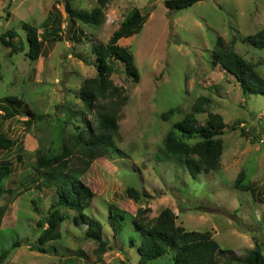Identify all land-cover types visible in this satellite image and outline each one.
<instances>
[{
    "label": "rangeland",
    "instance_id": "1",
    "mask_svg": "<svg viewBox=\"0 0 264 264\" xmlns=\"http://www.w3.org/2000/svg\"><path fill=\"white\" fill-rule=\"evenodd\" d=\"M95 4L71 0L84 10ZM132 8L147 18L140 32L118 43L133 54L138 80L127 76L119 60H110L111 82L123 88L125 97L113 137L121 154L109 152L85 167L77 146L67 164L94 193L85 213L101 223L110 247L99 260L98 242L84 237L86 225H75L71 217L76 212L61 208L70 217L57 226L58 237L40 244L46 252L38 251L39 224L46 222L57 197L53 183L42 184L37 157L59 153L86 122L96 124L94 112L78 96L83 80L96 73L91 45L105 43ZM23 22L33 25L41 39L35 61L26 55ZM261 28L264 0H202L176 11L164 0H108L99 25L70 21L64 0H0V107L13 106L8 97L23 102L17 115L0 116V134L15 141L8 150L0 147V164L8 161L12 170L3 181L9 192L0 198V253L10 251L4 264H139L140 233L132 215L145 208L152 218L163 207L177 214L176 224L209 231L221 249L242 256L257 241L264 253V94L244 91L233 74L212 60L221 37L224 48L240 54L264 78V48L245 40ZM7 31L14 33V51L2 44ZM200 96L209 100L206 111L195 114L198 123L210 111L219 113L225 127L219 167L192 178L180 158L166 155L162 141ZM27 109L42 117H29ZM169 109L174 111L163 118ZM239 172L252 189L233 187ZM128 187L149 196L135 201ZM109 207L126 212L113 219L115 229L107 220ZM15 242L19 248L12 247ZM171 257L168 252L146 264H172Z\"/></svg>",
    "mask_w": 264,
    "mask_h": 264
},
{
    "label": "trees",
    "instance_id": "2",
    "mask_svg": "<svg viewBox=\"0 0 264 264\" xmlns=\"http://www.w3.org/2000/svg\"><path fill=\"white\" fill-rule=\"evenodd\" d=\"M96 4L91 10H84L71 5V0H64V9L70 19L74 22L78 20L84 24L99 25L104 19V8L108 0H95ZM202 0H164V5L170 10H181L191 4ZM147 18V14H142L138 8L132 10L124 17L119 27L115 29L105 43H93L91 45L92 53L96 56V73L92 77L83 80L78 90V96L83 102L84 107L94 112L96 124L92 126L86 122V127L76 130L63 143L59 153L48 156L38 155L36 160L37 168L41 169L43 174L42 184L53 183L55 186L56 201L50 204L45 223H40L41 231L37 241L38 251L46 252L40 246L59 236L56 231L59 223L70 217L67 211L60 210L67 208L74 210L76 214L71 217L75 225L84 224L86 230L84 237L98 242L95 254L100 260L102 253L106 252L107 241L102 238L101 223L98 219L85 213L94 197V193L88 185L80 179V172L77 169H70L68 161L71 158L72 147H81L86 160L83 162L87 167L93 159L99 156H105L109 152L121 154L115 148L114 138L118 131V110L125 97L122 96L123 88L114 86L111 82V74L114 67L110 60H119L125 67L127 76L138 80V71L134 64V57L130 50L119 45L121 38H128L141 31L142 25ZM26 31V40L28 51L26 55L31 61L38 59L41 53V39L38 36L37 29L23 22ZM14 33L7 31L1 35L2 44L9 47L11 51L16 50L12 41ZM245 40L255 48H264V28L247 35ZM213 63H216L223 70L234 75L239 85L245 91L251 93L264 94V78L254 70L253 65L248 60L241 57L240 54L231 48H224V42L221 37L217 38L216 47L212 55ZM106 100V102H104ZM208 98L200 96L193 105L192 111L186 112L183 117L174 122L171 129L163 138L162 144L167 156L180 158L185 165L189 175L196 178L201 171H213L219 167V161L222 153V143L220 136L223 134L225 123L219 113L208 111L206 121L198 123L195 114L206 111L205 105ZM8 101L13 104L8 108L3 107L0 116L4 118L12 117L18 114L22 101L15 97H8ZM174 109L162 112V117L167 118ZM26 114L31 118L40 119L42 115H35L30 109ZM80 128L79 125L76 126ZM192 143H190V142ZM15 144L14 140L0 134V147L8 150ZM11 166L8 161L0 164V198L9 192L3 181L9 177ZM234 180L233 187L239 190H249L252 187L242 183L244 174L242 172ZM241 179V180H240ZM128 197L138 200L140 196L148 197L146 191L139 192L134 187L126 189ZM109 207L108 223L112 225L116 215L121 218L126 212L117 209L113 212ZM148 209H138L136 214L132 215V223L140 233L139 243L136 250L139 253V264L164 256L171 252L172 264H220L223 259L225 264H264V253L261 245L255 241L252 249L242 256H238L231 249H221L216 240L209 231L188 230L182 225L176 224L177 214L169 207H163L155 217L148 218L146 212ZM112 219V221H110ZM134 238L131 240V245ZM19 242H15L12 247H18ZM10 251L1 250L0 264H4Z\"/></svg>",
    "mask_w": 264,
    "mask_h": 264
},
{
    "label": "water",
    "instance_id": "3",
    "mask_svg": "<svg viewBox=\"0 0 264 264\" xmlns=\"http://www.w3.org/2000/svg\"><path fill=\"white\" fill-rule=\"evenodd\" d=\"M233 219H238V218L233 216Z\"/></svg>",
    "mask_w": 264,
    "mask_h": 264
},
{
    "label": "built area",
    "instance_id": "4",
    "mask_svg": "<svg viewBox=\"0 0 264 264\" xmlns=\"http://www.w3.org/2000/svg\"><path fill=\"white\" fill-rule=\"evenodd\" d=\"M0 114H2V110L0 109Z\"/></svg>",
    "mask_w": 264,
    "mask_h": 264
}]
</instances>
